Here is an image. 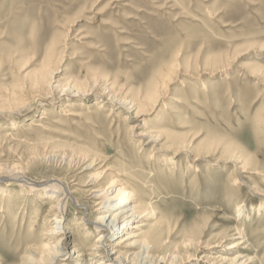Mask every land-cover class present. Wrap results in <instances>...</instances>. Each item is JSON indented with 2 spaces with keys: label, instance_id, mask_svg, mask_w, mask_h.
<instances>
[{
  "label": "rangeland",
  "instance_id": "1",
  "mask_svg": "<svg viewBox=\"0 0 264 264\" xmlns=\"http://www.w3.org/2000/svg\"><path fill=\"white\" fill-rule=\"evenodd\" d=\"M46 65L61 80L54 85L79 95L59 101V87L31 110L30 80ZM155 78L168 82L152 106ZM141 129L163 132L158 146L140 142ZM79 149L139 180L137 194L157 212L144 222L165 240L154 257L231 264L244 253L264 264V0H0V168L79 186L82 163L62 159ZM170 157L177 166L165 164ZM9 189L0 260L24 264L51 227L53 201ZM243 206L251 212L239 216ZM82 212H67L64 264L87 258L98 237L82 231ZM236 227L248 243L224 248L238 240Z\"/></svg>",
  "mask_w": 264,
  "mask_h": 264
},
{
  "label": "bare ground",
  "instance_id": "2",
  "mask_svg": "<svg viewBox=\"0 0 264 264\" xmlns=\"http://www.w3.org/2000/svg\"><path fill=\"white\" fill-rule=\"evenodd\" d=\"M56 72L51 70L50 66L46 65L30 80L31 82L29 85L32 96L29 106H31V110L41 107L45 102V96L53 91L56 92L55 89L59 87H62L61 89L65 96L62 98H59L60 96L57 97L59 101L79 95V92L74 93L75 90L74 92L66 90L65 85H54L56 82H61L60 79V81L53 80ZM158 79H156V81ZM167 82L162 81L158 82V84L155 82L154 87H156L152 88L147 97L149 104L155 106L160 102L163 96H161L162 93H160L161 89H159V86L162 85L163 87ZM123 104L122 108L125 109L129 115L133 114L135 111V117L140 116V110L135 104L130 102H124ZM65 112L71 115L70 112L66 110ZM7 133L10 132L8 131ZM163 134L164 133L161 131L142 129L136 132V136L141 140L140 142L153 145H157L161 142ZM180 149L181 148L174 151L172 155L174 157L177 156ZM79 150L77 154L66 153L62 155V159L69 164L75 160L82 163L80 168L86 179L84 182L82 181L83 183L81 184L77 183L79 186L71 185L69 182L70 180L68 181L59 177L34 180L32 177L30 178L26 175L22 168L17 166L0 168V175L4 174V176H0V196H2L3 199L4 197L10 198L13 196L12 194L15 193V191H12L9 187L15 185L20 189L18 191L20 193L31 195L38 194L39 196L44 195L53 201L47 211V215L44 217L45 222L50 224L51 227L42 234L41 242L38 246L30 247L29 250H31L32 254L25 258L24 264H64L65 260L72 258V252L69 251L70 233H68L69 223L67 222V212L72 206H77L83 210L81 224L84 225V227L82 231L88 229L92 234L95 232L99 233L94 242V247L90 248L91 251L87 254L88 257L82 260L80 255H78L82 261H76V264H167L166 262L169 263L171 261L173 263V258H170L168 261L167 257L164 256L154 257L155 252L164 247L165 240L155 234L156 230L151 224L148 225L147 222H144L145 218L155 217L157 212L149 202H142L137 194L140 186L137 184L139 180L135 179L133 175L127 171L129 169H113L114 167L112 168L102 155L87 151L86 149ZM101 163H103V165H101ZM165 164L168 166H177L178 163L174 158L170 157L165 160ZM246 168H248L247 163L241 168L243 173L248 172ZM81 174L82 173L79 175ZM234 183H237V181ZM78 195H83V198L79 199ZM249 210L248 207H240L238 209V215L245 216L251 212V210ZM92 214L96 215V218L93 219ZM38 218L39 214H36L34 218H31L33 220L32 222H36ZM233 222L237 221L235 220ZM234 232H236L235 234L237 236L239 235L236 237L238 240L234 243L231 242V245L224 248H240L248 243L246 239L247 234L241 227H236ZM113 236H117L115 238L116 241L111 243V238ZM75 252L79 253V251ZM243 254H238L236 258L231 260V264H252L254 258L252 259L250 256ZM245 257H247L246 260L244 259ZM75 258L77 257H74V259ZM226 258L224 259L226 260Z\"/></svg>",
  "mask_w": 264,
  "mask_h": 264
}]
</instances>
